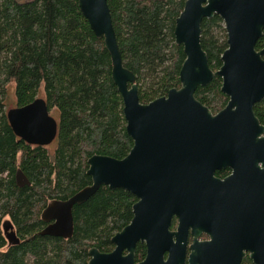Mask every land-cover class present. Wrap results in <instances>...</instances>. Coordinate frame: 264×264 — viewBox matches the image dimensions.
<instances>
[{
  "label": "water",
  "instance_id": "1",
  "mask_svg": "<svg viewBox=\"0 0 264 264\" xmlns=\"http://www.w3.org/2000/svg\"><path fill=\"white\" fill-rule=\"evenodd\" d=\"M78 6L109 53L133 145L122 159L89 157L91 184L49 202L41 218L53 222L42 233L69 238L73 207L107 186L135 196L133 218L112 236L111 252L90 248L87 264H135L138 241L145 243L146 256L136 264H184L189 227L188 264H241L246 253L253 264H264V126L253 111L264 98V42L255 48L264 30V0H185L173 32L185 55L180 86L145 104L134 73L123 64L107 0H78ZM215 15L223 21L227 48L213 71L200 34L202 21ZM215 76L228 101L213 114L194 93ZM6 119L27 144L48 146L57 136L58 121L42 97L7 109ZM225 167L232 170L229 177L213 178L215 169ZM174 214L180 221L176 233L168 230ZM202 232L208 240L198 241Z\"/></svg>",
  "mask_w": 264,
  "mask_h": 264
},
{
  "label": "trees",
  "instance_id": "2",
  "mask_svg": "<svg viewBox=\"0 0 264 264\" xmlns=\"http://www.w3.org/2000/svg\"><path fill=\"white\" fill-rule=\"evenodd\" d=\"M184 3L107 0L122 61L135 75L141 103L180 86L185 55L173 32ZM200 43L209 67L217 70L227 48L220 17L202 21ZM261 47L258 40L256 48ZM221 82L215 76L194 93L213 114L228 101ZM10 84L15 106L42 97L49 111L58 112L52 154L47 146L27 144L12 131L6 119ZM253 111L264 124V98ZM125 126L109 53L78 0H0V264H87L89 248L112 249V236L132 217L136 198L130 192L101 186L73 208L69 238L43 234L41 213L49 202L67 199L91 183L89 157L122 159L128 154L133 141ZM8 236L14 239L9 242ZM144 252L139 244L137 259ZM243 264L251 263L247 259Z\"/></svg>",
  "mask_w": 264,
  "mask_h": 264
},
{
  "label": "flooded vegetation",
  "instance_id": "3",
  "mask_svg": "<svg viewBox=\"0 0 264 264\" xmlns=\"http://www.w3.org/2000/svg\"><path fill=\"white\" fill-rule=\"evenodd\" d=\"M225 29V28H224ZM226 32V31H225ZM226 39H227V36H226ZM258 40H261V44H262V47H263V42H264V30H263V35H262V37L261 38H259ZM258 40H257V42H258ZM256 42V43H257ZM261 47V48H262ZM255 48H256V44H255ZM261 48H259V49H257L256 48V50H260ZM215 114V113H214ZM58 121V120H57ZM259 121V120H258ZM259 123L261 124V125H263L264 126V124H262L260 121H259ZM54 143V141L51 143V144H53ZM50 144V145H51ZM49 146V145H48ZM232 174V170H231V168H229V167H225V168H221V169H215L214 171H213V178H215V179H217V180H219V181H224L227 177H229L230 175ZM91 184V183H90ZM76 193V192H75ZM72 196V195H71ZM69 198V197H68ZM65 200V199H64ZM136 201H137V199H136ZM135 201V202H136ZM134 202V203H135ZM75 207V206H74ZM73 207V208H74ZM132 207H133V205H132ZM46 208V207H45ZM44 208V209H45ZM73 211V210H72ZM43 212V211H42ZM131 212H132V217H131V219H130V221H129V223L131 222V220H132V218H133V208H132V210H131ZM42 214V213H41ZM53 221H49V222H46L45 223V226H44V228L47 226V225H49L50 223H52ZM128 223V224H129ZM127 224V225H128ZM179 225H180V221H179V218L174 214L172 217H171V219H170V223H169V226H168V230L170 231V232H173V233H176V232H178V230H179ZM192 228L191 227H189L188 228V231H187V236H186V240H187V252H186V260H185V263L184 264H188V262H187V256H188V254H189V246L192 244V242H193V234H192ZM118 232V231H117ZM116 232V233H117ZM173 239L175 240V237H173ZM209 239V236L205 233V232H202L200 235H199V237H198V241H205V240H208ZM112 243V242H111ZM139 244H142L143 245V247H144V250H145V252H144V255H143V257H141V258H139V259H137V256H136V250H137V247H138V245ZM92 248V247H91ZM96 248V247H95ZM115 248V246L112 244V249L110 250V251H108V252H111L113 249ZM90 249V248H89ZM88 249V250H89ZM108 252H105V253H108ZM127 254V252L124 250L123 251V253H122V255L124 256V255H126ZM145 256H146V245H145V243H142V242H140V241H138L137 242V244H136V246H135V251H134V263L136 264V263H138V262H141V261H143L144 260V258H145ZM166 256H167V253H165V255H164V258L166 259ZM249 260L250 261V263L251 264H253V262H252V260L249 258V256H248V253H246V255H245V257H243L242 258V260H241V264H243V261H245V260Z\"/></svg>",
  "mask_w": 264,
  "mask_h": 264
},
{
  "label": "rangeland",
  "instance_id": "4",
  "mask_svg": "<svg viewBox=\"0 0 264 264\" xmlns=\"http://www.w3.org/2000/svg\"><path fill=\"white\" fill-rule=\"evenodd\" d=\"M224 26V24H223ZM42 90L39 93V96H42ZM6 107L7 109L15 107V96H14V86L13 84H10L7 89V97H6ZM50 114L55 118L58 119V112L55 109L50 110ZM56 147V144L53 143L49 146H47V150L49 151V154H52Z\"/></svg>",
  "mask_w": 264,
  "mask_h": 264
}]
</instances>
